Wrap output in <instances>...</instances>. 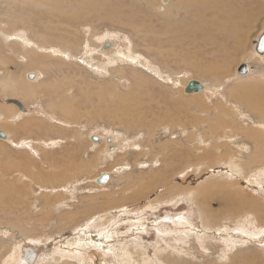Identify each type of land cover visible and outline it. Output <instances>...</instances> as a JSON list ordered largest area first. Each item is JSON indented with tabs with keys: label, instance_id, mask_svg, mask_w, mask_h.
<instances>
[{
	"label": "rangeland",
	"instance_id": "rangeland-1",
	"mask_svg": "<svg viewBox=\"0 0 264 264\" xmlns=\"http://www.w3.org/2000/svg\"><path fill=\"white\" fill-rule=\"evenodd\" d=\"M35 1L41 0H0V30L27 41L23 46L18 38L0 36V113L7 117L19 110L6 99L34 112L14 124L3 119L0 127L16 142L31 139L48 146L34 145L33 153L0 139V264H7L18 246L22 256L36 253L33 264H175L172 258L181 264H264V214L258 221L243 212L251 206L264 209V142L258 159L254 143L264 141V59L252 58L254 42L264 32V0L254 5L259 15L243 46L229 43L234 57L222 65L226 70L219 66L207 74L201 70L210 71L206 62L212 46L189 56L157 41L168 11L160 8L161 0H53L69 18H50L36 11ZM253 1L241 0L239 7ZM178 2L172 0L171 12ZM189 14L181 11L178 22L172 16L173 37L181 35L179 22L192 28V38L203 37L205 32H194L200 18ZM102 37L117 45L125 62L139 59L135 72L125 66L119 73L118 63L105 65L116 52L106 58L93 53L94 64L80 60L86 51H95ZM199 44L185 45L194 49ZM43 49L50 57H42ZM65 54L71 62L61 60ZM246 62L251 72L239 76L237 69ZM30 73L39 76L32 86L26 84ZM188 78L203 82L207 91L181 93L180 85L172 83ZM239 86L248 87L245 99L235 97ZM62 99L71 116L63 112ZM248 101L258 102L259 114ZM244 128L259 134L247 137ZM106 130L122 143L107 160L99 157L102 148L94 153L87 137ZM104 171L111 181L101 186L96 180L106 187L95 189L92 180ZM35 185L43 189L34 192ZM191 187L197 189L194 198L187 192ZM227 203L243 209L224 208ZM232 209L235 216L228 214ZM86 237L97 240L98 247H80Z\"/></svg>",
	"mask_w": 264,
	"mask_h": 264
},
{
	"label": "bare ground",
	"instance_id": "bare-ground-1",
	"mask_svg": "<svg viewBox=\"0 0 264 264\" xmlns=\"http://www.w3.org/2000/svg\"><path fill=\"white\" fill-rule=\"evenodd\" d=\"M92 1V0H91ZM241 0H214L213 2L211 1V0H200V2L199 1H197V0H179V2H178V5H177V7H176V9L177 10H175L174 12H171L173 9H169L170 8V6H171V8H173L174 7V5H172V0H161V7L160 8H167V12H164V14H163V18L164 19H166V21L164 22V25H165V27H164V30L162 31V33H160V34H158L157 35V38H158V40L157 41H159V42H162V43H165L166 45H170L171 47H175V48H177V50H183L184 52H185V54L186 55H189V56H192V55H197V54H204V53H207V52H205V51H208V47H210V46H212V48H213V53H208L209 55H211V57L209 58V60H208V62H206V63H209V67H210V71H205V68H204V70H201V73L202 74H207V73H213L214 71L216 72V70L219 68V66H220V69L224 72L225 70H226V68L225 67H223L222 65H226V64H228L229 63V61H230V63H231V60H232V57H234V56H231L230 55V48H229V45L230 44H234L235 46H240V47H242L243 46V44H244V41L247 39V36H248V34L249 33H251V32H249L251 29H253L254 28V24L257 22V20H256V18H257V16L259 15V11H258V9H256L255 8V6L254 5H256V3L258 2L257 0H255V1H253V2H251L250 4H249V6L248 7H246V8H243V10H241L242 9V7H244V6H242V7H239V6H241V2H240ZM252 1V0H251ZM248 2V1H247ZM135 3V2H134ZM128 7V6H127ZM34 8L36 9V11H40V12H46L47 14H48V16L50 17V18H58V17H60V18H62V17H66V18H69L70 16H68L67 14H66V11H65V8H64V6L63 5H60V4H57V3H54L53 2V0H41V1H35V6H34ZM132 8V7H131ZM139 10V9H138ZM184 10H186V11H188V13H191V14H189L190 16H196V15H198V17L200 18L199 19V24H198V26L195 28V33L196 34H198V33H201V32H205L204 34H203V37L202 38H200V39H198V38H196V37H194V38H192V36L190 35L191 34V30H192V28H189L188 26H185L184 24H183V22H179L180 23V29H178L179 31H180V33H181V35L180 36H176V37H173L172 35H171V29H170V27H173V22H172V16H175L176 18H175V21H177L178 22V17L179 16H181V11H184ZM158 12V11H157ZM75 13V12H74ZM80 15V14H79ZM156 15V14H155ZM75 16V15H74ZM73 16V17H74ZM84 16V15H83ZM171 17V18H170ZM134 18H136L135 16H134ZM151 18V17H150ZM81 19V18H80ZM20 21V20H19ZM181 21V20H180ZM80 22V21H79ZM170 22H171V25H170ZM61 23V22H60ZM134 23V22H133ZM128 24L130 25V26H134L131 22H128ZM168 24V25H167ZM183 24V25H182ZM212 27H213V29H212ZM177 28V27H176ZM50 29V28H49ZM48 29V30H49ZM175 30V29H174ZM159 31V30H158ZM174 32V31H173ZM176 32H178L177 30H176ZM176 32H174V33H176ZM17 35V34H16ZM15 34H7V33H5L4 31H2V30H0V36H1V39H4V40H8V39H10V38H13V37H15V38H18L20 41H21V43L23 44V46L24 45H27V41H26V37H23V36H16ZM160 38V39H159ZM161 38H163V39H161ZM198 39V40H197ZM100 42H101V44L100 45H98L97 46V48L95 49V51L94 50H88V51H86L81 57H80V60L81 61H85V62H87V63H91V64H94L91 60H90V57L92 56V54L93 53H95V54H97V55H99V57H107L109 54H112L113 52H116L117 53V57L115 58V60L114 61H112V62H109V61H107V63L105 64V65H109V64H116V63H118V71H119V73H122V71L127 67H129L130 68V70L131 71H133V72H135L136 71V69H137V65H134L133 63L134 62H138V58L137 57H132V59H129V60H131V61H129L128 63L127 62H125L121 57H119V55L121 54L119 51H118V48H117V45L114 43V42H112V41H109V40H106L105 39V37H102V38H99L98 39ZM9 41V40H8ZM12 41V40H11ZM192 42L193 41V44H194V42L196 43H199V42H201V44H199V46H197V47H195L194 49L193 48H189V46L188 45H185L187 42ZM106 42H111V44L109 45V46H106L105 45V43ZM203 42H205V43H203ZM21 43H19V44H17V45H19V46H22L21 45ZM230 43V44H229ZM29 45H34L36 48L38 47L37 45H35L32 41L31 42H29ZM27 47V46H26ZM170 48V47H169ZM38 49L40 50V47H38ZM130 49V48H129ZM43 50H45V49H43ZM105 50H107V51H105ZM230 50V51H229ZM128 51V50H127ZM30 52H35V51H33V50H30ZM37 52V51H36ZM35 52V53H36ZM53 52H54V50H53ZM50 51H47V50H45V52H44V54L42 55V57H50ZM57 53V52H56ZM63 53V52H62ZM34 55V54H33ZM126 55V54H125ZM64 56V59H61V60H65V61H70L71 60V57L69 56V55H63ZM123 56V55H122ZM253 56L254 57H252L253 59L255 58V59H259V58H261L260 56H258L257 54H253ZM125 57V56H124ZM139 57V56H138ZM67 58V59H66ZM130 58V57H129ZM196 58H199L198 56H196ZM88 59V60H87ZM200 60H201V58H199ZM261 59H264V58H261ZM198 60L199 62H201V63H203L204 61L203 60ZM147 61V60H146ZM145 61V62H146ZM183 61L184 62H187V59L186 58H183ZM71 62V61H70ZM124 62V63H123ZM148 62V61H147ZM247 64H248V62H246ZM137 64V63H136ZM139 64H140V62H139ZM145 64V63H144ZM149 64V63H148ZM147 64V65H148ZM198 64V63H197ZM243 64V63H242ZM229 65V64H228ZM95 66H96V64H95ZM95 66H92L94 69H97L98 71L99 70H101V69H103L104 70V67H95ZM126 66V67H125ZM139 66V65H138ZM154 66V65H153ZM227 66V65H226ZM77 67V66H76ZM150 67V66H149ZM147 68V67H146ZM116 69V68H115ZM113 70V69H112ZM152 70V69H151ZM219 71H217V73H218ZM250 72H251V69H250ZM32 74H34V80H29V81H27L26 82V84L28 85V86H32L34 83H35V81H36V79H38V75L37 74H35V73H32ZM108 74V73H107ZM124 74V73H123ZM161 74V73H160ZM250 74V73H249ZM138 75L140 76L139 78H141V74L140 73H138ZM225 75V74H224ZM244 77H246V76H244ZM170 78H171V76H170ZM170 78H167L168 80L170 79ZM192 78H188L187 80H185V81H180V83H178L177 82V80H172V83L174 84L175 82H176V85L178 84V85H180V90H179V92H183L184 91V89L186 88V86H187V84L189 83V82H191L192 80H191ZM191 80V81H190ZM32 81V82H31ZM171 81V80H170ZM39 81H37L36 83H38ZM203 85H204V83L203 82H201ZM204 87H205V85H204ZM248 87H244V86H239L238 87V91H237V93H235V97L237 98V99H240V100H242V99H245V97H246V92H247V89ZM30 90H32V91H34L33 89H30ZM235 90V89H234ZM205 91H207V89H206V87H205V90L203 91V92H205ZM212 92H214V91H212ZM234 92V91H233ZM232 92V93H233ZM235 92H236V90H235ZM180 93V94H181ZM234 94V93H233ZM216 95V94H215ZM115 97H117V96H115ZM223 97V96H222ZM239 100V101H240ZM247 100V99H246ZM62 102H64L66 105H64V104H61V108H62V110H63V112L65 113L66 112V115L67 116H71V110L69 109V108H71L70 107V105H68V102H66V100L65 99H62ZM257 104H258V102H251V101H248V106H250L251 108H252V110L255 112V113H257V114H259V112L257 111L258 110V107H257ZM32 114L34 113V112H31ZM28 110H27V112H21L20 110H18L17 112H14L13 114H8V116L7 117H5V115H1V113H0V115L2 116V118H0V121L1 120H3V121H10V123L11 124H14V123H16V122H20L21 121V119L22 118H25L24 116L25 115H29V114H31ZM3 121H1V122H3ZM242 127V126H241ZM253 127V126H252ZM84 128V127H83ZM261 129L262 130H264V124L262 123L261 124ZM255 130V129H254ZM0 131H2V132H4L6 135H7V139L5 140V142H3V143H11L12 145H14L16 148H22L21 150H25V151H28V150H30L31 152H33V153H36L37 152V149L34 147V145H40V144H42V146L45 148V149H47V147L45 146V143L43 142V141H39V142H34V141H32L31 139L29 140H25V139H23V140H19V141H14V139L12 138V136L10 135V133L9 132H6V131H4L1 127H0ZM243 133H244V135H246L247 137H249V135L250 134H254V135H257V134H259V132L258 131H253V132H251L250 133V131L249 130H247V129H243V130H241ZM263 134V133H262ZM237 136H238V134H236ZM92 136H97L98 138H99V142H91V144H90V146L92 147V149H94L95 151H94V153L97 155L98 154V151H99V149L100 148H102V151H101V153H100V158H106L105 160H107V157H110V158H113L114 156H115V154H117L119 151H120V149L122 148V143H121V141H120V139H119V137H118V135L117 134H115L114 132H109L108 130H106L105 132H104V134L102 133V134H97L96 132H91V133H88V135H87V137L89 138H91L92 139ZM208 137V136H207ZM214 137V136H213ZM188 138V137H187ZM195 138V137H194ZM204 138H206V137H204ZM205 140V139H204ZM188 141H189V143L191 144V143H193L192 142V139L189 137L188 138ZM256 141L257 142H254L255 143V146H256V159H258L259 158V146L261 147V150L263 149L262 148V144H263V140L260 138V139H258V138H256ZM51 142V141H50ZM49 142V143H50ZM243 142V141H242ZM40 143V144H39ZM99 143H102L101 145H99ZM202 143H204V142H202ZM220 143V142H219ZM224 143V142H223ZM57 143L56 142H53V143H51L50 145H56ZM224 145V144H223ZM214 146V145H213ZM218 146H220V145H218ZM125 147V149H127V147H126V145L124 146ZM123 147V148H124ZM227 147V146H226ZM246 147V146H245ZM225 148V147H224ZM196 149V148H195ZM201 149V148H200ZM203 149V148H202ZM223 149V148H222ZM204 150V149H203ZM123 151V150H122ZM196 151V150H195ZM236 151H238V150H236ZM264 151V150H263ZM194 152V151H193ZM189 153H192V150H189ZM236 153V152H235ZM127 154H128V152H127ZM252 155V154H251ZM224 156H225V154H224ZM236 156V155H235ZM248 155H246V157H247ZM261 156V155H260ZM77 158V157H76ZM225 158V157H224ZM237 158V157H236ZM222 160V159H221ZM246 161V160H245ZM238 162V161H237ZM244 162V161H243ZM250 162V161H249ZM255 163V162H254ZM237 164V163H236ZM239 164H240V162H239ZM250 164V163H249ZM248 164V165H249ZM263 166H264V164H262ZM78 166V165H77ZM52 167V166H51ZM127 167V166H126ZM240 167V166H239ZM243 167H244V165H243ZM56 168H57V166H56ZM125 168V167H124ZM52 169H53V167H52ZM66 169H69V168H65V170ZM73 169V168H72ZM123 170V167H121L120 169H119V171H117L118 173H121V171ZM60 171V170H59ZM58 171V172H59ZM141 171V170H140ZM236 171H237V169H236ZM53 172V171H52ZM128 172V171H127ZM59 173H61V171L59 172ZM63 173V172H62ZM102 173H107V174H109L107 171H104V172H102ZM102 173H100L98 176H96V177H94L93 178V182L95 183V186H96V188L95 189H98V190H101V189H104V187H106V186H104V187H101V186H99L97 183H96V180L101 176V174ZM210 174V173H209ZM34 175V174H33ZM53 175V174H52ZM130 175V174H129ZM19 176H20V174H19ZM68 176V175H67ZM109 176H110V180L109 181H111V174H109ZM247 176V175H246ZM261 176V175H260ZM24 177H27L26 175H23V174H21V178L23 179ZM53 177V176H52ZM69 177V176H68ZM242 177V176H241ZM244 177V176H243ZM65 178V177H64ZM71 178V177H70ZM247 178V177H246ZM31 179V178H30ZM66 179V178H65ZM64 179V180H65ZM48 180V179H47ZM242 180V179H241ZM57 181V180H56ZM63 181V180H62ZM66 181V180H65ZM68 181H69V179H68ZM72 181V180H71ZM199 181V180H198ZM209 181V180H208ZM240 181V180H239ZM250 181V180H249ZM35 182V181H34ZM197 182V181H196ZM210 182V181H209ZM248 182V181H247ZM193 183V182H192ZM195 183V182H194ZM207 183V182H206ZM206 183H204V184H206ZM238 183V182H237ZM250 183H251V181H250ZM57 184V183H56ZM232 184V183H231ZM254 184V183H253ZM43 185V184H42ZM259 185V184H258ZM188 186V185H187ZM185 187V186H184ZM183 187V188H184ZM65 188V187H64ZM175 188V187H174ZM37 189H43L42 188V186H39V185H35V186H33V191L34 192H37L36 190ZM54 190L55 188H46V190ZM187 190H189L188 188H186ZM172 190H173V188H172ZM191 191H187V192H189L188 194L191 196H193V193H194V191L196 192V194H198L197 193V189H194V187L192 188L191 187V189H190ZM66 191V190H65ZM68 191V190H67ZM97 191V190H96ZM7 192H9L8 190H7ZM94 192V191H93ZM139 193V192H138ZM165 193V192H164ZM183 194V193H182ZM188 194H187V196H188ZM50 195H52V194H50ZM61 195V194H60ZM41 196H42V194H41ZM164 196V195H163ZM175 196V195H174ZM196 195H194L192 198H194ZM48 197V196H47ZM59 197H61V196H59ZM172 197H173V195H172ZM184 197V196H183ZM160 198V197H159ZM164 198H165V196H164ZM163 198V199H164ZM176 198V197H175ZM190 198V197H189ZM48 199V198H47ZM65 199V198H64ZM182 199V198H181ZM59 200V199H58ZM19 201V200H18ZM17 201V202H18ZM60 201V200H59ZM157 201H159V200H157ZM63 202V201H62ZM61 202V203H62ZM195 202V201H194ZM242 202L244 203V206H247V205H250L249 203H248V201H243L242 200ZM2 203V202H1ZM8 203V202H7ZM59 203V202H58ZM57 203V204H58ZM158 203H160V202H158ZM56 204V205H57ZM9 205H10V203H9ZM227 205H231V206H233V207H235V209H236V211L237 210H241V209H243V207H237L236 205H234V204H226V206H224V208L225 207H227L228 208V206ZM206 206V205H205ZM2 207V206H1ZM9 208H10V206H8ZM69 207V206H68ZM3 208H5V207H3ZM12 208V207H11ZM141 208V207H140ZM142 209V208H141ZM229 209V208H228ZM202 211V210H201ZM218 211V210H217ZM229 211V210H228ZM242 211V210H241ZM16 212V211H15ZM205 212H207V211H205ZM204 212V213H205ZM243 212H245V213H247V215H254L256 218H257V220L258 221H262V218H261V216L260 215H262V214H264V209L263 210H261V211H259L258 212V210L255 208V207H252L251 206V209L250 210H245V211H243ZM203 213V212H202ZM208 214V213H207ZM229 215H232V216H235L236 215V212L232 209L231 211H230V213H228ZM203 215V214H202ZM205 215V214H204ZM64 216V215H63ZM264 216V215H263ZM20 217V216H19ZM111 217V216H110ZM110 217H109V219H110ZM206 217V216H205ZM208 217V216H207ZM16 218V217H15ZM200 218V217H199ZM2 219V218H1ZM62 219V218H61ZM64 219V218H63ZM203 219V218H202ZM234 219V218H233ZM5 220V219H4ZM17 220V219H16ZM208 220V219H207ZM18 221H20V220H18ZM64 221V220H63ZM180 221H181V219H180ZM9 222V221H8ZM7 222V223H8ZM206 222V221H205ZM211 222V221H210ZM4 223V222H3ZM12 223V222H11ZM219 223V222H218ZM16 224V223H15ZM19 224V223H18ZM143 225V224H142ZM202 225H204V224H202ZM206 225V224H205ZM20 226V225H19ZM161 226V225H160ZM159 226V227H160ZM208 226V225H207ZM209 226H210V224H209ZM213 226H215V223H214V225ZM260 226V225H259ZM15 228H17V226H15V225H13L12 226V230H14L15 231ZM158 228V227H157ZM206 230V229H205ZM211 231V230H210ZM160 232V231H159ZM158 232V233H159ZM207 232V231H206ZM242 232V231H241ZM164 233V232H163ZM198 233V232H197ZM196 233V234H197ZM1 234H3V233H1ZM161 234V233H160ZM200 234V233H199ZM202 234H204V233H202ZM208 235V234H207ZM10 236V235H9ZM29 237V236H28ZM199 237H200V235H199ZM226 237V236H225ZM225 237H223V239L225 238ZM230 237H234V238H237V237H235V236H230ZM7 238V237H6ZM19 238V237H18ZM85 238V237H84ZM4 239V238H3ZM14 239V238H13ZM201 239V238H200ZM229 239V238H228ZM239 239V238H238ZM27 240V239H26ZM84 240V239H83ZM1 241V240H0ZM80 241V240H79ZM97 240H95V239H93L92 237H86V239L84 240V241H81L80 243H79V245H80V247H82L83 249H86L87 247H88V244L90 245H94V246H96V247H98V245H97V243L98 242H96ZM177 241V240H176ZM225 241V240H224ZM223 241V242H224ZM5 242V241H4ZM180 242V241H179ZM19 243V242H18ZM22 243V242H21ZM76 243H78V241L76 242ZM166 243H168V242H166ZM217 243V242H216ZM215 245V244H214ZM235 245V244H234ZM3 246V245H2ZM73 246V245H72ZM230 246H231V244H230ZM233 246V245H232ZM1 247V246H0ZM8 248V247H7ZM100 248V247H99ZM160 248V247H159ZM171 248V247H170ZM211 248H213V246L211 247ZM227 248V247H226ZM1 249V248H0ZM3 249V248H2ZM20 247L18 246L17 248H16V250H15V252L14 253H12L11 254V256H9V260L7 261L6 260V262H8L7 264H27L28 263V261H27V258L25 257V255L27 254V255H30V253L31 252H33L32 250H31V252H27L25 255H21L20 254ZM194 249V248H193ZM197 249V248H196ZM206 249V248H205ZM209 249V248H208ZM59 250V249H58ZM169 250V249H168ZM192 250V249H191ZM63 251V250H62ZM104 251V250H103ZM190 251V250H189ZM242 251V250H241ZM166 252V251H165ZM179 252V251H178ZM195 252V251H194ZM5 253V252H4ZM82 253V252H81ZM73 254V253H72ZM137 254V253H136ZM165 254V253H164ZM169 254V253H168ZM196 254H197V252H196ZM70 255V254H69ZM121 255H122V253H121ZM206 255V254H205ZM230 255V254H229ZM0 256H4V254L2 253V255H0ZM128 256V255H127ZM137 256V255H136ZM145 256H146V254H145ZM144 256V257H145ZM161 256V255H160ZM165 256H166V254H165ZM196 256V255H195ZM204 256V255H203ZM51 257V256H50ZM142 257V256H141ZM140 257V258H141ZM168 257V256H167ZM166 257V258H167ZM146 258V257H145ZM161 258H162V256H161ZM161 258H159V259H161ZM166 258H165V260H166ZM41 259V258H40ZM99 259V258H98ZM127 259V258H126ZM137 259V258H136ZM139 259V258H138ZM189 259V258H188ZM187 259V260H188ZM198 259V258H197ZM52 260V259H51ZM87 260V259H86ZM199 260V259H198ZM42 261V260H41ZM65 261V260H64ZM126 261V260H125ZM124 261V262H125ZM135 261V260H134ZM150 261V260H149ZM148 261V262H149ZM167 261V260H166ZM173 263H175V264H181V262L180 261H177L176 260V258H172V260H171ZM51 262V261H50ZM55 262V261H54ZM60 262V261H59ZM62 262V261H61ZM104 262V261H103ZM139 262V261H138ZM185 262V261H184ZM32 264L34 263V261L33 262H31ZM63 263V262H62ZM101 263V262H100ZM112 263V262H111ZM117 263V262H116ZM142 263H144V262H142ZM168 263V262H167ZM4 264V263H3ZM29 264V263H28ZM39 264H40V262H39ZM64 264V263H63ZM99 264V263H98ZM146 264H147V262H146ZM166 264V263H165ZM170 264H172V263H170ZM183 264V263H182ZM185 264V263H184ZM191 264H193V263H191ZM195 264V263H194Z\"/></svg>",
	"mask_w": 264,
	"mask_h": 264
},
{
	"label": "water",
	"instance_id": "water-1",
	"mask_svg": "<svg viewBox=\"0 0 264 264\" xmlns=\"http://www.w3.org/2000/svg\"><path fill=\"white\" fill-rule=\"evenodd\" d=\"M111 44V42H106L105 45L109 46ZM254 50L255 53L260 56L261 58H264V32L258 37V39L254 42ZM237 73L239 76H247L250 73V67L249 64L247 63H243L241 64L238 69H237ZM28 78L30 80H34V74L30 73L28 75ZM205 90L204 85L197 81V80H192L191 82L188 83V85L185 88V93L187 94H197V93H201ZM1 101V100H0ZM6 104H15L19 110L21 112H27V109L25 108V106L18 100L16 99H6L5 100ZM0 139L2 140H6L7 139V135L0 131ZM92 140L93 142H99V138L97 136H92ZM110 180V176L107 173H102L101 176L97 179V183L100 185H106ZM25 257L27 258L28 263H31L33 261H35L37 255L35 252H31L30 255H25Z\"/></svg>",
	"mask_w": 264,
	"mask_h": 264
}]
</instances>
